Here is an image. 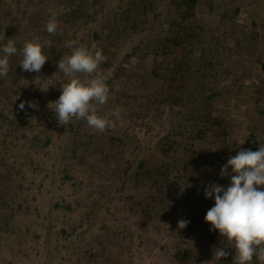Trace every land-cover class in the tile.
Instances as JSON below:
<instances>
[{"label":"rangeland","instance_id":"obj_1","mask_svg":"<svg viewBox=\"0 0 264 264\" xmlns=\"http://www.w3.org/2000/svg\"><path fill=\"white\" fill-rule=\"evenodd\" d=\"M83 2L0 0V46L12 38L18 49L0 78V264H233L235 250L217 230L212 242L210 223L194 210L204 204L205 187L230 183L221 168L251 132L264 145V0H197L193 7L190 0H86L88 19L70 13ZM178 5L194 12L184 28H158L153 21L158 32L192 34L184 50L172 53L153 42V23L144 20L152 13L173 18ZM50 8L57 16L55 34L46 31ZM135 20L142 22L135 26ZM34 36L48 56L39 73L19 64L23 42ZM69 40L95 43L105 57L97 74L109 77L111 92L97 111L119 109L120 117L103 133L86 121L59 125L48 107L61 94L65 77L57 65L70 51L64 47ZM184 53L214 60L206 81L217 94L211 102L202 95L206 106L193 112H211L223 123L195 139L172 132V148L162 151L158 139L170 129L173 108L156 109L155 90L168 83L172 62ZM257 118L258 129L249 128ZM224 149L222 161L212 156ZM164 161L173 170L168 181H178L170 196L144 171ZM198 172V184L191 185ZM133 173L139 181L123 179ZM144 206L152 209L150 218ZM181 219L189 221L183 229ZM222 246L229 255L218 261L213 251ZM252 264H259L255 257Z\"/></svg>","mask_w":264,"mask_h":264},{"label":"clouds","instance_id":"obj_2","mask_svg":"<svg viewBox=\"0 0 264 264\" xmlns=\"http://www.w3.org/2000/svg\"><path fill=\"white\" fill-rule=\"evenodd\" d=\"M48 13L46 31L55 34L56 13L51 8ZM64 47L70 51L62 56L57 68L65 79L59 80L61 94L48 107L55 113L59 125L68 126L83 120L90 128L103 133L114 127L113 117L119 119L120 111L115 109L104 115L97 111V105L106 104L111 92L107 83L109 77L97 74L105 60L102 49L95 43L85 46L76 40L65 41ZM17 51V42L12 38L0 46V78L8 75L9 58ZM19 55V64L25 72L39 73L48 59L35 36L23 42ZM78 74L86 78L81 79ZM115 90L119 91L118 87ZM19 107L23 109L25 104L22 102ZM29 107L36 105L29 102ZM220 176L230 177V183L227 186L212 183L205 187V197L214 199V206L206 212L204 221L210 223V231L217 230L224 238L226 247L235 250L233 264H252L254 257L259 264H264V188L260 187L264 186V145L256 151L240 148L222 166ZM188 223L181 219L178 228L183 229ZM214 249L213 256L218 261L229 255L224 246Z\"/></svg>","mask_w":264,"mask_h":264},{"label":"trees","instance_id":"obj_3","mask_svg":"<svg viewBox=\"0 0 264 264\" xmlns=\"http://www.w3.org/2000/svg\"><path fill=\"white\" fill-rule=\"evenodd\" d=\"M85 1L86 0H84V2L80 4L77 10L76 7H73L70 10V13L74 16H79L88 19L87 17L89 16L88 14L85 13V6H86ZM190 1L193 7V5L197 0H190ZM185 2L187 3L189 1H185ZM209 6L210 8H212L211 3ZM130 11L131 10L129 9L128 12ZM128 12L125 11L126 18H130L131 16ZM175 12L176 13L172 15L174 16L173 18L169 16H161L160 14L152 13L151 17H149L147 20H144V22L147 23L148 21H152L153 23V21L154 22L157 21L158 24H156V27L158 28L163 26L164 24H166L169 27L175 26V28L183 24L181 28H184L185 26L188 25V24L185 25V23L188 22L186 18L191 16L193 17L194 14V12L190 10V7L188 9H183V7L180 8L179 5L175 7ZM137 13L140 12L138 11ZM131 20L132 21L134 20L132 16H131ZM138 21L142 22V20H137V21L135 20V26ZM65 22H68V20H66ZM156 27L153 23V28L150 31L151 35H154L153 42H155L159 46L165 47L167 52L173 53L174 51L180 52L184 50L185 47L184 43L187 40H189V38L192 37V34L186 35V32L182 33L179 29H174L173 35H169V32L168 30L166 31V28L165 29L163 28L161 32H158ZM198 27H200V24H198ZM203 28L204 27L202 26L200 27V29ZM93 37L95 38L98 37L97 32L93 33ZM206 56L207 54L200 53V55L197 57L193 56L192 58H189V56L186 55L185 53L182 54L183 59H180L179 61L175 60L171 64L173 66H171V68L169 69L170 72L167 78L168 83H166L164 86L160 88L157 87L155 90L156 98L153 100L154 102L153 104L155 105L156 109H158L163 104L170 105L169 107L173 108V114L169 120L170 129L164 131L162 136L158 139L159 143H161L160 145L162 147V151H167L172 148V145L174 144V140H175L173 134L175 135L176 133H179L180 135L186 136L188 139H195L196 137L200 138L203 135H205L204 133H206V131H210V130L214 131L215 129H218L223 123L222 119L216 118V116H213L211 112H204L201 115H197L196 113L193 112V110H196L197 107L201 104L206 106V104L203 103V101L200 99L202 95L204 96L207 102H211L214 94H217V92H213L212 88L209 86V82L206 81L207 78L206 74H209L210 70L213 69L215 62L214 60L211 59V57L206 58ZM197 62H199V64ZM173 63H176L175 66ZM261 66L264 69V64H262ZM183 79L185 80L187 79L188 84L183 82ZM186 86H190V87H186ZM206 91L208 92V95L205 96L204 94ZM189 103H194L195 106L193 108L192 107L190 108ZM259 113L264 114V108L261 111H259ZM257 119L258 120L255 121L254 124L249 123L248 127L249 128L254 127V129L256 128L257 130L259 126V122H261L260 120L261 118L260 119L257 118ZM172 132L174 133L172 134ZM165 143L166 146L164 147ZM260 143H261V139H257L256 136L254 135V132H251L248 138V143L245 144L242 148L256 151L259 149ZM217 150L219 151V149ZM225 152H226L225 149L221 150L219 153L214 151L212 153V156L216 154L217 155L216 159L222 161L224 159ZM139 166L142 167L144 165L142 164V162H140ZM169 168H170V163L164 161L158 164L157 166H155L152 170L145 169L144 171L145 174L147 173L146 174L147 180L152 181V186H156L159 192L167 191L170 196L174 191H177L178 181L176 179L173 181L172 180L168 181V178L170 177V174L173 171L172 169ZM123 179L124 180L133 179L135 181L140 180V178L138 180L136 179V174L134 178V173L131 174V177L129 178L123 177ZM191 179L192 180L194 179V181L191 180V185L198 184L199 172L197 175H193ZM202 198L204 199V204H202L201 206H199L197 209L194 210L195 216L200 219H204L206 212L212 206H214L212 201L213 199L206 198L205 194L201 197V199ZM150 210L152 209H150L148 206H144L143 215L145 217L147 216L150 218ZM215 236H217L215 231H210L207 235V237L210 238L212 242L215 241ZM186 257H187V250H185L183 254V258ZM180 260H182V258Z\"/></svg>","mask_w":264,"mask_h":264},{"label":"water","instance_id":"obj_4","mask_svg":"<svg viewBox=\"0 0 264 264\" xmlns=\"http://www.w3.org/2000/svg\"><path fill=\"white\" fill-rule=\"evenodd\" d=\"M78 122V121H77ZM77 122L73 123V124H76Z\"/></svg>","mask_w":264,"mask_h":264},{"label":"flooded vegetation","instance_id":"obj_5","mask_svg":"<svg viewBox=\"0 0 264 264\" xmlns=\"http://www.w3.org/2000/svg\"><path fill=\"white\" fill-rule=\"evenodd\" d=\"M78 123V122H77ZM73 125V124H72Z\"/></svg>","mask_w":264,"mask_h":264}]
</instances>
